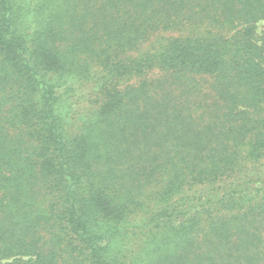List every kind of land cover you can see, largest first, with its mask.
<instances>
[{
    "label": "trees",
    "instance_id": "1",
    "mask_svg": "<svg viewBox=\"0 0 264 264\" xmlns=\"http://www.w3.org/2000/svg\"><path fill=\"white\" fill-rule=\"evenodd\" d=\"M264 0H0V264H264Z\"/></svg>",
    "mask_w": 264,
    "mask_h": 264
},
{
    "label": "rangeland",
    "instance_id": "2",
    "mask_svg": "<svg viewBox=\"0 0 264 264\" xmlns=\"http://www.w3.org/2000/svg\"><path fill=\"white\" fill-rule=\"evenodd\" d=\"M263 30H264V24L261 23V24L259 25V32H262Z\"/></svg>",
    "mask_w": 264,
    "mask_h": 264
}]
</instances>
